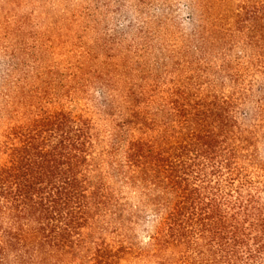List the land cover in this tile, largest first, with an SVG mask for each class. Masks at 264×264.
<instances>
[{"label": "trees", "instance_id": "16d2710c", "mask_svg": "<svg viewBox=\"0 0 264 264\" xmlns=\"http://www.w3.org/2000/svg\"><path fill=\"white\" fill-rule=\"evenodd\" d=\"M105 1L0 8V264H264V0Z\"/></svg>", "mask_w": 264, "mask_h": 264}, {"label": "rangeland", "instance_id": "374dc122", "mask_svg": "<svg viewBox=\"0 0 264 264\" xmlns=\"http://www.w3.org/2000/svg\"><path fill=\"white\" fill-rule=\"evenodd\" d=\"M174 7H179L181 11L179 12V20L184 23V28L186 30L190 29L191 21L189 19V11L186 8V3L190 2V0H170ZM105 0H0V8L4 6H13V5H36L43 8H52L56 10H66V9H74L79 5H102L105 4ZM241 52L240 48H237L233 55H236ZM1 58V57H0ZM1 60V59H0ZM262 81V78L261 80ZM2 82L0 81V105L3 101L1 96Z\"/></svg>", "mask_w": 264, "mask_h": 264}]
</instances>
